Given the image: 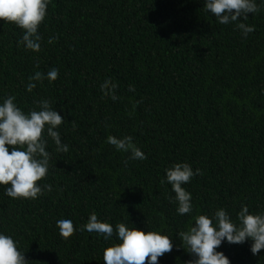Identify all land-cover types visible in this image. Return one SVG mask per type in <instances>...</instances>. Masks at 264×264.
I'll return each mask as SVG.
<instances>
[{"label": "trees", "instance_id": "1", "mask_svg": "<svg viewBox=\"0 0 264 264\" xmlns=\"http://www.w3.org/2000/svg\"><path fill=\"white\" fill-rule=\"evenodd\" d=\"M257 3L259 12L241 17L255 27L245 38L240 21L219 24L205 0H51L39 52L18 43L22 29L0 20V102L14 95L28 112L50 100L69 146L59 153L48 142L49 173L39 183L51 192L13 199L0 186V231L19 241L28 264H103L115 236L75 230L92 212L113 227L173 237L159 264H189L194 257L176 234L195 215L224 208L236 220L242 205L264 211V4ZM52 68L54 82L26 90L30 76ZM106 77L118 85L115 101L100 89ZM109 135L132 136L147 159L116 151ZM183 162L201 174L183 185L193 212L179 215L166 169ZM62 218L74 223L66 239L56 227ZM251 244L225 241L217 251L231 264H264V249L253 255Z\"/></svg>", "mask_w": 264, "mask_h": 264}, {"label": "clouds", "instance_id": "2", "mask_svg": "<svg viewBox=\"0 0 264 264\" xmlns=\"http://www.w3.org/2000/svg\"><path fill=\"white\" fill-rule=\"evenodd\" d=\"M50 2L51 0H0V20L14 23L23 30L18 43L27 50H41L38 30L46 18ZM260 4H264V0H260ZM204 9L215 16L219 24L240 21L236 27L245 38L255 31V27L246 25L241 17L243 21L247 20L250 13L256 14L261 10L257 0H205ZM52 42L50 37L48 43ZM58 76L57 68H52L46 74L37 71L28 78L26 90L32 92L37 87L35 82L47 79L52 83ZM117 87L111 77H106L100 84L102 93L111 96L113 101L118 99L115 94ZM129 91H135L134 87L129 86ZM37 108L38 110L34 108L25 112L16 103L14 95L6 96L0 102V186H6L4 195L13 199L35 200L45 191H52L51 184L39 183L49 173V140L54 142L56 152L69 151V146L62 142L57 130L64 122V117L52 107L50 100L37 101ZM106 142L114 146L116 151L129 153L131 160L147 159L145 153L133 142L132 136L118 138L109 135ZM200 174V169L194 171L187 162L175 163L166 169V182L171 185V191L175 194L170 199L177 205L179 215L193 212L192 194L183 185ZM193 221L186 231L176 234L183 248L194 257L189 264H231L222 251H217L225 241L229 244H243L251 240L250 251L253 255L264 249V211L253 214L247 205H242L236 220H233L226 209L218 208L211 216L195 215ZM56 227L65 239L74 231L71 218L57 220ZM75 230L95 233L105 241L112 240L115 236L117 242L103 251V264H145L146 260L147 264H159V258L171 252L174 246L173 237L161 231H145L124 222L113 227L111 223L100 220L95 212L90 213L87 222ZM0 264H28L25 253L19 249V241L2 231Z\"/></svg>", "mask_w": 264, "mask_h": 264}]
</instances>
